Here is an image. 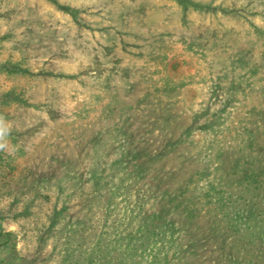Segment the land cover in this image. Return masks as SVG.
Here are the masks:
<instances>
[{"label":"rangeland","instance_id":"rangeland-1","mask_svg":"<svg viewBox=\"0 0 264 264\" xmlns=\"http://www.w3.org/2000/svg\"><path fill=\"white\" fill-rule=\"evenodd\" d=\"M0 264H264V0H0Z\"/></svg>","mask_w":264,"mask_h":264},{"label":"trees","instance_id":"trees-1","mask_svg":"<svg viewBox=\"0 0 264 264\" xmlns=\"http://www.w3.org/2000/svg\"><path fill=\"white\" fill-rule=\"evenodd\" d=\"M5 242H8V239H7V240H5Z\"/></svg>","mask_w":264,"mask_h":264}]
</instances>
